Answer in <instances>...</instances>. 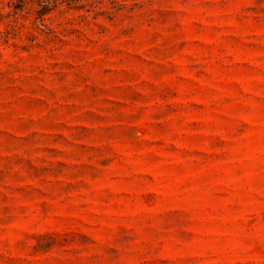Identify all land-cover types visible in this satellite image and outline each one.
<instances>
[{
	"label": "rangeland",
	"instance_id": "374dc122",
	"mask_svg": "<svg viewBox=\"0 0 264 264\" xmlns=\"http://www.w3.org/2000/svg\"><path fill=\"white\" fill-rule=\"evenodd\" d=\"M0 264H264V0H0Z\"/></svg>",
	"mask_w": 264,
	"mask_h": 264
},
{
	"label": "trees",
	"instance_id": "16d2710c",
	"mask_svg": "<svg viewBox=\"0 0 264 264\" xmlns=\"http://www.w3.org/2000/svg\"><path fill=\"white\" fill-rule=\"evenodd\" d=\"M48 12V10L46 8H43V10L39 11V15L43 16Z\"/></svg>",
	"mask_w": 264,
	"mask_h": 264
}]
</instances>
